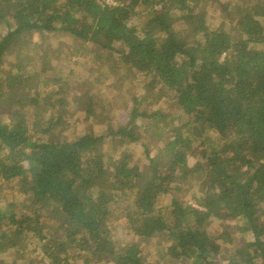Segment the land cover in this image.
<instances>
[{"label":"trees","instance_id":"1","mask_svg":"<svg viewBox=\"0 0 264 264\" xmlns=\"http://www.w3.org/2000/svg\"><path fill=\"white\" fill-rule=\"evenodd\" d=\"M114 1L0 0V264H264V0Z\"/></svg>","mask_w":264,"mask_h":264},{"label":"rangeland","instance_id":"2","mask_svg":"<svg viewBox=\"0 0 264 264\" xmlns=\"http://www.w3.org/2000/svg\"><path fill=\"white\" fill-rule=\"evenodd\" d=\"M260 20L261 21H263V23H264V16H262L261 18H260ZM37 34H40V35H42L43 33L40 31V32H36ZM71 51V50H70ZM77 53H79V51L77 52ZM71 54H72V56H74V57H76V55L74 54V53H72V51H71ZM7 62L9 63V64H11V58H8V60H7ZM73 70H75V69H72V66L70 67V70H67L66 71V73L72 78V73L74 72ZM80 70H77V72H75V73H73V75H74V77L77 79L78 77H80L81 76V74H80V72H79ZM128 73L130 72V70L129 71H127ZM126 76V75H125ZM146 80H148V78H144L143 77V75H140V74H135L134 75V84H133V94H135V95H140V94H143V92H142V89H143V84H144V82L146 81ZM122 115H123V113H122ZM66 133L68 134V133H70V132H68V131H66ZM117 143H118V141L117 140H115V141H111V142H109L108 140L107 141H105L104 143H99V147L102 149V150H105V151H107V149H109L110 151H113V149H117L118 148V150L119 149H122V148H126V147H128V148H134V149H136V150H139L141 147L140 146H138V144L137 145H133V147H129V144H126L125 146H122L120 143V145H118L117 146ZM192 163H194V161L196 160L195 158H193V157H190V159H189ZM180 195H185L184 196V199H186V200H190L191 198H190V195H191V189H188V192H186L185 190L184 191H182V192H180L179 193ZM158 205L159 206H165V205H168V197H164L163 196V194H161L159 197H158ZM217 227H219V228H221V225H220V223L218 224L217 223V226L215 225V228H217ZM116 235L118 236V237H121V232H117L116 233ZM238 235H240L241 236V234L240 233H238ZM243 235V234H242ZM244 237L246 238V239H250V234L249 235H244ZM121 239H122V241H125V240H127L128 239V237H121ZM158 239H160V237L158 238V237H154V238H152V239H150V240H146V243L148 244V248H152V252H156V249H157V247L155 248V245H157V243H156V241H158ZM155 248V249H154ZM154 249V250H153ZM36 255L38 256V257H41V254L39 253V252H37L36 253Z\"/></svg>","mask_w":264,"mask_h":264},{"label":"built area","instance_id":"3","mask_svg":"<svg viewBox=\"0 0 264 264\" xmlns=\"http://www.w3.org/2000/svg\"><path fill=\"white\" fill-rule=\"evenodd\" d=\"M103 4H108V5H114L116 2L114 0H101Z\"/></svg>","mask_w":264,"mask_h":264}]
</instances>
